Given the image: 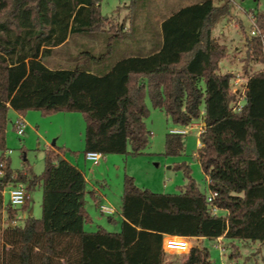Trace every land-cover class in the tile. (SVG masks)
Wrapping results in <instances>:
<instances>
[{
    "label": "trees",
    "instance_id": "16d2710c",
    "mask_svg": "<svg viewBox=\"0 0 264 264\" xmlns=\"http://www.w3.org/2000/svg\"><path fill=\"white\" fill-rule=\"evenodd\" d=\"M199 0L164 18L161 40L149 53L124 55L101 66L107 53L87 54L76 67H51L50 56L74 35L110 33L119 38L124 25L110 24L102 0H0V200L11 182L43 188L42 215L4 228L3 264H175L163 248L165 235L223 237L264 243V9L253 13L258 29L246 36L243 70L248 77L246 102L237 110L238 93L230 72H220L227 47L213 29L232 13L234 2ZM259 6L262 0H254ZM139 0H132L133 12ZM79 55V56H78ZM186 126L203 118L197 156L209 179L201 191L184 163L186 183L177 192H154L124 177L121 229L109 231L93 222L85 173L62 156L63 148L45 150L40 174L14 170L8 153L10 110L43 116L80 112L86 122L85 153L140 154L151 144L147 103ZM183 134L168 132L165 153L179 155ZM227 213L215 214L211 207ZM16 210H10L14 218ZM238 253L235 247L231 255ZM184 264H213L207 246L193 245Z\"/></svg>",
    "mask_w": 264,
    "mask_h": 264
},
{
    "label": "rangeland",
    "instance_id": "374dc122",
    "mask_svg": "<svg viewBox=\"0 0 264 264\" xmlns=\"http://www.w3.org/2000/svg\"><path fill=\"white\" fill-rule=\"evenodd\" d=\"M184 0H139L136 9L132 10V0H102L101 7L104 16L110 19L107 24L116 26L124 25L126 32L119 38H111L110 33H95L86 35H74L65 46L56 49L45 59L51 67H76L77 63L85 61L88 55L85 53L77 57L80 52H90L94 55L107 53L101 66L110 65L124 55H140L149 53L154 44L161 40L160 19L168 9H177ZM191 1V0H189ZM199 1V0H193ZM263 1L260 6L254 0L234 2L232 13L225 19L241 23L247 32L253 28L252 12L264 9ZM216 3H219L216 0ZM238 10V11H237ZM242 18V19H241ZM223 19V18H222ZM239 20V21H238ZM231 27V26H230ZM235 37H241L240 29L230 28ZM245 35V34H244ZM245 38V36H243ZM227 47V45H225ZM229 59L238 61L239 74H243V59L246 56V45L238 42L231 48L227 47ZM256 69L264 67L256 64ZM235 72H237L235 70ZM150 107V115L146 119L148 128L152 131L151 144L140 154H105L101 161L93 165L86 164V172L90 179L89 187L94 184L100 189L107 199L101 201L104 205L115 207L118 212L113 215L102 213L100 207L90 197L87 198V208L91 212L94 221L86 225L89 231L96 230L99 226L109 231H117V225L110 221L115 217L117 224L122 222L120 205L124 189V177L129 174L135 178L136 184L141 188L154 192L172 193L179 191V187L186 183L185 174L180 166L184 163L191 167V174L204 193H209V187L205 173L197 157L198 138L196 129L184 136L185 148L179 155L169 156L165 153L166 134L174 127H181L168 118L166 112L154 108L147 98ZM34 128L28 129L25 136H19L16 129L9 124L7 130L8 155L11 156V166L20 169L29 165L36 173H42L44 169V153L48 145L56 143L62 146L64 140L77 145L86 129V122L80 112H57L43 116L40 111L31 110L27 119ZM38 132H37V130ZM43 188L37 187L32 193L31 206L35 207L32 217L39 218L42 215ZM9 200V194L6 193ZM8 212L3 210L0 200V264H3L4 240L3 232L8 223ZM201 245L196 240H189L192 245ZM236 245L229 240L222 239L214 242L207 240L203 246H207L211 252L213 264H264V243L248 240H238ZM222 248V250L220 249ZM235 247L238 253L231 255ZM185 254L168 253L169 261L175 264H184Z\"/></svg>",
    "mask_w": 264,
    "mask_h": 264
},
{
    "label": "crops",
    "instance_id": "0c3cea01",
    "mask_svg": "<svg viewBox=\"0 0 264 264\" xmlns=\"http://www.w3.org/2000/svg\"><path fill=\"white\" fill-rule=\"evenodd\" d=\"M197 2L198 1L184 0L183 2L180 3V5H179L180 7L177 8V9H175V10L168 9L167 8V11H166L165 15L160 19V25L162 24V21L164 20V18H166L167 16L171 15L173 12L179 10L182 7H185L187 5H191V4H194V3H197ZM263 3H264V1H263ZM263 6H264V4H263ZM253 13L254 12H252V15H253ZM225 18L221 19L216 24L215 28L213 29V36L218 40L219 43L224 44V45H227L228 48H231L233 44H236L238 42H241L242 44H245L246 45V36H250L252 34H251V32L249 33V32H247L245 30V27L243 25V19L241 18L242 19L241 20V23H234V21L229 20V18L228 19H225ZM230 26L232 28H234V29H240V31H241V37H235V33H233V32L231 33V31H230L231 30L230 29L231 28ZM243 36H245V38H243ZM238 63L239 62L238 61H235L234 59L231 60L228 57H225L220 62V72L221 73L230 72V73H232L234 75V77L232 79L233 90L238 93V95H239L238 96V100H239V102L242 105H244V103L246 102V96H245L244 92H245L246 85H247V82H248V77H247V75H245V73L239 74V72H240L241 69L239 68V64ZM256 66H258V65H254V67H253L254 70H262V69H264V67H261V68L256 69ZM235 70L237 72H235ZM69 113H72V112H69ZM19 115L20 114L18 112H16L15 110H13V109L10 110V122H9V124L11 123L12 124V127L14 129H16L15 120L17 119V117ZM28 115H29V112L27 113V115H23L25 117L26 122H27L26 131L28 129H30L32 131V130H34V128L32 127V125H31V123L29 121V118L27 119ZM191 125L193 126V129H196L197 130V133L199 135V138H198V146L200 147L201 146L200 133H202L205 130L204 120H203V118H200L198 120L193 121L191 123ZM8 128H9V126H8ZM26 131H25V134H26ZM37 132H38V130H37ZM84 133L80 137L79 143L77 145H75L74 143H71L70 141H68L66 139V140L63 141V143H62L63 145L62 146H57L56 143H53L52 145H48V148L55 147L56 150H58V148H63L65 150V152L62 153V156L64 158H66L67 160H69L74 165H76L78 168H80L85 173L86 180H87V189L88 190H95L101 196V201H102L104 199H107V197L103 193H101L100 192V189L97 186H95L94 184H92V186L89 187L90 179H89V177L87 175V172H86V164L88 162L92 163L93 165H96L101 160L98 163H96V164L93 163V162H91L90 160H87L86 153L84 151L85 150ZM25 134L23 136H25ZM44 156H45V153H44ZM10 159H11V156H10ZM44 167H45V160H44ZM24 168L30 174H40V173H36L33 170V168L31 166H29V165H24L22 168H20L18 170H22ZM14 170H17V169H14ZM205 176H206L207 183H209V179H208V177H207L206 174H205ZM9 187L10 186L8 184L5 187V189L1 192L2 197H3V199H2V207H3V210L6 211V212H8V214H7V217L8 218L6 220V222L8 223L7 225H9V226L10 225L11 226L22 225L24 223V221L26 219H28L30 216H32V214L35 212V207L31 206L30 200L32 199V193H33V191H35L38 186L35 187V188H32V189H29V199H28V202H27V204L24 207H22L20 209L12 208L9 205V201H10ZM39 187H42V186L39 185ZM208 187H209V184H208ZM6 193L9 194V200L8 201L6 199ZM42 199H43V196H42ZM101 206H108L110 208H113L115 210V213L118 212V210L115 207H112V206H109V205H104L102 203H101L100 207ZM10 210H16L17 213L15 214L14 218H10V216H11ZM100 210H101V208H100ZM101 212L102 213H106V212H103L102 210H101ZM218 213L226 214L227 212L224 211V210H219ZM106 214H108V213H106ZM110 215H113V214H110ZM120 216H121V219H122V215L121 214H120ZM13 220L16 221V222H15V224L12 225L11 222ZM93 221H94V218H93ZM110 221H112L113 223H115V225H117V228H118V229H116L117 231H119L121 229V223L118 225L117 224V220L115 219V217H110ZM117 231H114V232H117ZM190 239L196 240L198 243L201 242L202 243V246L208 240L206 238H197V237L189 238V240ZM222 239H224V238L222 237ZM217 241H219V240H215L214 242H217ZM190 245L193 246L192 244H190ZM195 245H198V244H196V242H195Z\"/></svg>",
    "mask_w": 264,
    "mask_h": 264
},
{
    "label": "built area",
    "instance_id": "2783aa9c",
    "mask_svg": "<svg viewBox=\"0 0 264 264\" xmlns=\"http://www.w3.org/2000/svg\"><path fill=\"white\" fill-rule=\"evenodd\" d=\"M253 28L251 31L252 35H255L258 33V29L255 25L253 16ZM245 94V92H244ZM242 104L239 102L237 103V110H240L242 108ZM15 126L16 131L18 135L21 137L25 134L27 122L25 120V117L23 115H19L17 119L15 120ZM193 126L191 124L181 127H174L170 130L173 134H183L186 135L190 129H192ZM104 157V154L100 152L90 151L86 153L87 160H90L93 163H98L102 158ZM0 174L2 175L3 172L0 171ZM9 194H10V201L9 205L12 208L20 209L24 207L29 199V188L28 184L25 182H11L9 184ZM217 195L216 192L209 193L208 195V201L212 202L214 197ZM103 212H106L108 214H114L115 210L113 208H110L108 206H101L100 207ZM211 210L213 213L218 214L219 209L215 206L211 207ZM16 221H12L11 224H15ZM219 241L222 240V237L218 239ZM163 248L167 253H176V254H187L191 248V245L189 243V238L182 237V236H176V235H165L163 239ZM222 250V248L220 247Z\"/></svg>",
    "mask_w": 264,
    "mask_h": 264
}]
</instances>
